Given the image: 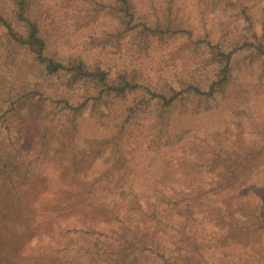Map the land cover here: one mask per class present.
I'll return each instance as SVG.
<instances>
[{"label": "rangeland", "instance_id": "obj_1", "mask_svg": "<svg viewBox=\"0 0 264 264\" xmlns=\"http://www.w3.org/2000/svg\"><path fill=\"white\" fill-rule=\"evenodd\" d=\"M18 1L0 0V16L24 36ZM131 1L149 28L171 20L175 31L186 32L145 40L126 34L123 14L113 11L117 0H29L27 10L46 40V56L100 70L112 84L121 74L136 79L141 89L122 99L99 96L94 84L49 77L0 24V165L11 159L15 173H28L33 185L24 191L22 210L37 217L32 222L18 215L19 222L5 227L0 240L6 237L23 252L34 224H44L55 213L72 218L68 205L52 207L53 197L43 193L44 187L65 192L63 197L88 188L92 201H104L114 215L125 212L135 230L154 244L180 251L171 232L129 211L137 204L187 225L186 233L207 249L209 264H264V152L233 173L221 165L209 172L206 166L216 156L210 149L222 142L264 148V58L238 49L230 63L227 98L199 114L177 105L167 133L162 130L167 121L162 125L158 114L161 101L149 100L153 93L170 98L191 87L208 92L221 68L216 48L242 41L243 12L263 18L264 0ZM64 102L74 109L63 110ZM235 122L241 131L226 133ZM71 157L81 161L78 171ZM68 172L75 185L67 189L59 175ZM4 188L0 183V205L7 215L21 187ZM179 193L194 194L193 209H184V201L177 208L169 204ZM74 220L79 222L76 215ZM70 239L83 245L89 241L76 235Z\"/></svg>", "mask_w": 264, "mask_h": 264}, {"label": "trees", "instance_id": "obj_2", "mask_svg": "<svg viewBox=\"0 0 264 264\" xmlns=\"http://www.w3.org/2000/svg\"><path fill=\"white\" fill-rule=\"evenodd\" d=\"M174 2L177 0H173ZM29 9V0H19L17 2V19L23 24L25 35L21 36L11 29L5 19L0 16V24L6 27L8 35L14 44L22 48L29 56H32L39 63L49 77L68 78L69 84L90 83L98 88L99 96H111L114 98H124L127 94L133 93L141 89L136 79L121 74L117 84L108 81L107 75L100 71H89L80 62H69L63 65L51 57L46 56V40L40 34V28L36 22L27 17ZM113 11L121 15L123 14L124 33L132 34L141 39H149L151 36L163 37L170 33L186 32V29L180 28L175 31L174 22L168 20L165 24L158 23L156 29H151L146 21L137 15L136 6L131 0H117ZM264 18V17H263ZM257 17L250 11H244L242 20L245 25L244 38L242 41H233L229 49L218 45L216 48V57L221 65L216 82L210 87L208 92H202L198 88H188L181 93H176L170 98L154 95L149 100L159 99L161 101L159 107V118L162 116L163 124L167 121L163 132L167 133L170 119L175 114L176 106L179 105L185 109L189 106L192 110L199 114L203 111L210 110L218 101L227 98L230 91V63L235 52L239 50L248 51L255 57L264 58V19ZM132 26V27H131ZM262 38H259V33ZM249 36V37H248ZM85 85V84H84ZM63 110L74 109L68 103L64 102ZM83 107H79L80 109ZM136 116L134 119H137ZM234 123L227 129L228 134L233 131L237 134L241 131V125ZM166 129V130H165ZM204 143V142H203ZM210 149V153L216 156L212 161L206 163L207 171L211 172L214 166H224V169L231 168V172L240 170L243 166L251 165L248 161L252 156L259 155L264 152V148L253 150L245 145L234 144L230 142H222ZM207 144V143H206ZM204 148V146H203ZM244 150L243 157H238L237 153ZM254 151V152H252ZM259 153V154H258ZM209 154V151L206 153ZM69 163L73 165L74 171H78L81 167V161L71 157ZM11 159H4L3 165H0V183L8 189L14 185H20V191H16L13 197L12 209H9L7 215L5 209L0 205V223H4L0 233L4 234L5 227L12 228L14 224L19 222L18 215L26 216L33 222V218H37L29 211L22 210L24 191L32 188L33 182L27 181L28 173L21 169L20 173H15L9 167ZM71 172L61 173L59 180L65 188L75 185ZM203 189L199 185L198 190ZM92 191L85 188L80 195L74 193H66L63 191L53 193L49 187H44L43 193L53 197L52 207L66 204L72 218L69 219L66 213H55L53 217L47 219L44 224H34V228L29 230L27 241L24 243L23 252L16 250V243H10L6 237L0 240V263L5 264H145L144 260L152 261L151 264H209L207 249L200 245L192 236L186 233L187 225L183 226L179 220L170 216L161 215L153 207L141 209L139 204L129 211L141 215L148 221L155 223L163 231L171 232L175 242V247L180 250L169 249L165 244H154L150 237L142 232L135 230L132 217L126 216L125 212H118L114 215L104 201H92ZM200 195V194H199ZM3 196V195H2ZM193 196V197H192ZM63 197V198H62ZM191 198L182 194L169 201V204L177 208L183 201L186 202L184 209L192 207ZM0 197V201H1ZM188 202V203H187ZM74 215L79 218L76 223ZM7 216L5 221L3 219ZM126 216V217H125ZM262 220V217L260 218ZM126 221V222H125ZM188 223V219L185 220ZM12 222V224H11ZM132 223V224H131ZM28 230V229H27ZM81 236L89 239L86 245L79 241L71 240L72 236ZM9 242V243H8ZM9 244V245H8ZM12 244V246L10 245ZM11 246V247H9ZM14 246V248H13ZM69 254L75 255V259H70Z\"/></svg>", "mask_w": 264, "mask_h": 264}]
</instances>
